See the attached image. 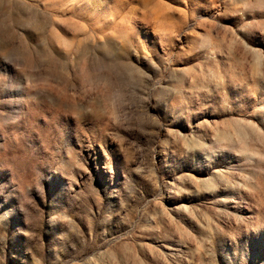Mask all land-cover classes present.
Here are the masks:
<instances>
[{"label":"rangeland","instance_id":"1","mask_svg":"<svg viewBox=\"0 0 264 264\" xmlns=\"http://www.w3.org/2000/svg\"><path fill=\"white\" fill-rule=\"evenodd\" d=\"M0 264H264V0H0Z\"/></svg>","mask_w":264,"mask_h":264}]
</instances>
